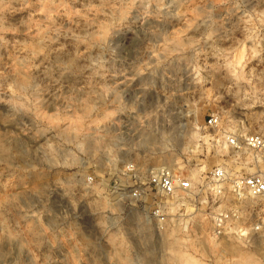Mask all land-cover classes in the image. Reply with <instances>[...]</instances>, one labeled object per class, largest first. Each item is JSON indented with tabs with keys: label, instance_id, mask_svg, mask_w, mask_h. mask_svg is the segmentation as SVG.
<instances>
[{
	"label": "rangeland",
	"instance_id": "1",
	"mask_svg": "<svg viewBox=\"0 0 264 264\" xmlns=\"http://www.w3.org/2000/svg\"><path fill=\"white\" fill-rule=\"evenodd\" d=\"M226 130L264 132V0H0V264H264V202L151 216L152 169L237 170Z\"/></svg>",
	"mask_w": 264,
	"mask_h": 264
},
{
	"label": "built area",
	"instance_id": "2",
	"mask_svg": "<svg viewBox=\"0 0 264 264\" xmlns=\"http://www.w3.org/2000/svg\"><path fill=\"white\" fill-rule=\"evenodd\" d=\"M208 126L219 127V119L211 117ZM221 144L233 156L237 170L223 163L212 171L207 181H203L197 187L188 176L169 167H157L148 173L146 186L160 199L153 203L151 210V216L159 226L166 222V202L168 200L188 195L194 197L196 201L199 194L206 191H210L213 198L218 201L225 196H231L236 202L234 206L226 210L211 211V220L216 235L222 236L231 227L242 229L248 224L243 215V210H246L244 203L248 199L264 202V132L250 134L241 130H226L221 135ZM250 165L256 167L253 173L245 171ZM126 174L134 178V181L137 179L140 181L137 178L138 169L133 162L126 165ZM146 189L138 186L133 191V196L146 194ZM258 223V219L255 224L250 223L252 229L259 231L261 226Z\"/></svg>",
	"mask_w": 264,
	"mask_h": 264
}]
</instances>
